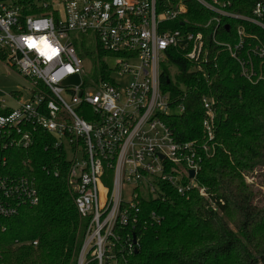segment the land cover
Instances as JSON below:
<instances>
[{"label": "built area", "instance_id": "obj_1", "mask_svg": "<svg viewBox=\"0 0 264 264\" xmlns=\"http://www.w3.org/2000/svg\"><path fill=\"white\" fill-rule=\"evenodd\" d=\"M193 1L209 13L206 21L192 22L184 0H32L28 5L0 0V62L27 77L33 87L25 101L19 92L7 94L14 107L0 99V215L11 216L21 205L39 202L34 177L7 175L3 169L8 162L4 151L29 148L33 133L40 130L53 137L54 147L69 162L68 185L86 225L77 264H123L120 254L131 239L122 231H134L142 223V203L165 199L174 189L183 196L194 189L208 195L197 181L202 160L196 145L177 141L166 122L184 106L162 90L161 73L171 62L172 49L201 71L209 61L205 31L211 28L213 41L228 50L247 76L249 61L240 56L243 29L237 28L234 44L216 38L231 20L264 28V0L256 3L252 16L233 12L230 0ZM32 6L47 12L24 15L23 9ZM72 32L93 35L109 54L106 63L116 59L115 68L107 63L108 78L83 80L89 58L78 53L76 42L84 41ZM42 36L57 50L51 59L26 42L27 37L39 42ZM259 52L264 55L263 49ZM71 75H78L80 83L64 86ZM202 103L203 128L213 139V98L205 95ZM149 219L160 222L155 210Z\"/></svg>", "mask_w": 264, "mask_h": 264}, {"label": "trees", "instance_id": "obj_2", "mask_svg": "<svg viewBox=\"0 0 264 264\" xmlns=\"http://www.w3.org/2000/svg\"><path fill=\"white\" fill-rule=\"evenodd\" d=\"M230 1L233 12L252 16L259 0ZM184 2L192 22L207 20L209 13L193 0ZM22 12L47 10L32 6ZM261 20L264 24V15ZM227 25L216 39L234 44L237 28H242L245 47L240 56L248 60L247 50L258 48L252 56L255 76L242 74L228 50L213 41L210 28L205 31L209 61L201 71L172 49L168 55L178 68L176 82L165 66L160 77L162 90L170 93L174 104L184 106L182 113L166 117V122L177 141L196 145L202 160L197 181L208 195L194 189L183 196L174 189L165 199L142 203V223L134 231H122L131 239V246L120 254L123 264H264V203L257 201L259 191L246 181L247 174L264 168V55L259 52L264 50V28L240 19ZM76 49L91 59L99 76L108 78L104 57L109 54L103 47L97 44L90 49L76 42ZM205 95L213 98L216 114L213 139L203 128ZM4 154L7 175L35 178L39 202L21 205L17 214L0 215V264H77L86 225L68 185L65 153L54 147L50 134L40 130L33 133L29 148L13 146ZM153 210L160 222L149 219Z\"/></svg>", "mask_w": 264, "mask_h": 264}, {"label": "rangeland", "instance_id": "obj_3", "mask_svg": "<svg viewBox=\"0 0 264 264\" xmlns=\"http://www.w3.org/2000/svg\"><path fill=\"white\" fill-rule=\"evenodd\" d=\"M71 35L76 38H82V41H84L85 45L90 49H96L97 43L93 35H85V34H78V32H72ZM256 50H258L257 47H252L247 50L248 55V61L249 64L247 65V76L251 77L252 75L255 76V70H254V62L252 59L253 54L255 55ZM247 59V56H246ZM107 63L111 68L116 67V59L114 57H110L107 59ZM85 70L82 75L83 80L88 83H94L95 80L98 79L99 72L96 71V69L93 66V63L90 59H87L85 61ZM168 71L170 72V76L173 80V82H176V76L178 74V68L170 61H167V63L164 65ZM127 82V79L121 78V84H125ZM33 87L31 85V81L20 74L17 70L13 68H9L5 66L4 63L0 62V99H5V104L14 107L16 104L13 102L9 97L8 93L10 92H19L21 94V101H25L30 98L31 91ZM246 181L253 185L256 188L257 195L259 198L257 199L258 202H261V204L264 203V168H256L254 169L250 174H247ZM72 192V191H71ZM73 193V192H72ZM71 193V194H72Z\"/></svg>", "mask_w": 264, "mask_h": 264}, {"label": "snow or ice", "instance_id": "obj_4", "mask_svg": "<svg viewBox=\"0 0 264 264\" xmlns=\"http://www.w3.org/2000/svg\"><path fill=\"white\" fill-rule=\"evenodd\" d=\"M26 42L30 48H37L40 50L41 55L46 56L48 59H51L57 54V50L52 48L51 45L47 42L45 37H40L39 42H37L33 37H27ZM71 71V69H69Z\"/></svg>", "mask_w": 264, "mask_h": 264}, {"label": "water", "instance_id": "obj_5", "mask_svg": "<svg viewBox=\"0 0 264 264\" xmlns=\"http://www.w3.org/2000/svg\"><path fill=\"white\" fill-rule=\"evenodd\" d=\"M80 83V77L78 75H71L69 76L68 78H66L64 81H63V85L64 86H67L69 84H76L78 85ZM190 175L191 176H194V171H191L190 172Z\"/></svg>", "mask_w": 264, "mask_h": 264}]
</instances>
